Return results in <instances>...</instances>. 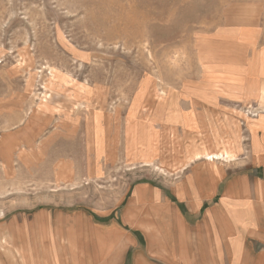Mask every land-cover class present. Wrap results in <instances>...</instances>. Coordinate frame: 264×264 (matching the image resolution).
Instances as JSON below:
<instances>
[{
  "label": "rangeland",
  "instance_id": "374dc122",
  "mask_svg": "<svg viewBox=\"0 0 264 264\" xmlns=\"http://www.w3.org/2000/svg\"><path fill=\"white\" fill-rule=\"evenodd\" d=\"M0 264H264V0H0Z\"/></svg>",
  "mask_w": 264,
  "mask_h": 264
},
{
  "label": "crops",
  "instance_id": "0c3cea01",
  "mask_svg": "<svg viewBox=\"0 0 264 264\" xmlns=\"http://www.w3.org/2000/svg\"><path fill=\"white\" fill-rule=\"evenodd\" d=\"M168 218H171V217H168ZM175 218V217H174ZM215 233H217V232H215ZM212 236V235H211Z\"/></svg>",
  "mask_w": 264,
  "mask_h": 264
}]
</instances>
